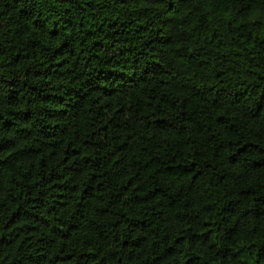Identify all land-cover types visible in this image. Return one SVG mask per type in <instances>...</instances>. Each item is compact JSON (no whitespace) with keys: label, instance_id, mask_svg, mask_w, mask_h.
I'll return each instance as SVG.
<instances>
[{"label":"trees","instance_id":"trees-1","mask_svg":"<svg viewBox=\"0 0 264 264\" xmlns=\"http://www.w3.org/2000/svg\"><path fill=\"white\" fill-rule=\"evenodd\" d=\"M0 264H264V0H0Z\"/></svg>","mask_w":264,"mask_h":264}]
</instances>
